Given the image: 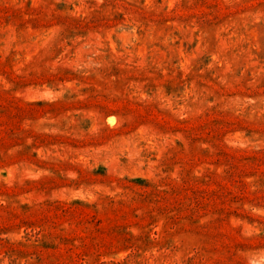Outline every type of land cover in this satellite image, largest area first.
Wrapping results in <instances>:
<instances>
[{
	"label": "rangeland",
	"instance_id": "1",
	"mask_svg": "<svg viewBox=\"0 0 264 264\" xmlns=\"http://www.w3.org/2000/svg\"><path fill=\"white\" fill-rule=\"evenodd\" d=\"M0 264H264V0H0Z\"/></svg>",
	"mask_w": 264,
	"mask_h": 264
}]
</instances>
